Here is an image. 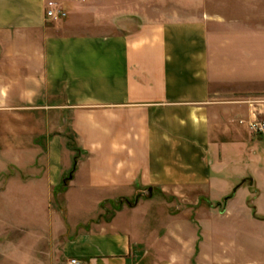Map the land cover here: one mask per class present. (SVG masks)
<instances>
[{
    "label": "crops",
    "instance_id": "1",
    "mask_svg": "<svg viewBox=\"0 0 264 264\" xmlns=\"http://www.w3.org/2000/svg\"><path fill=\"white\" fill-rule=\"evenodd\" d=\"M49 1L0 0V161L22 173L3 201L43 210L63 187L69 220L92 225L63 254L86 264H260L192 215L241 185L224 215L209 213L228 220L246 182L264 193V134L251 129L264 123V0L250 18L226 4L219 17L106 34L47 17ZM233 164L243 172L220 188Z\"/></svg>",
    "mask_w": 264,
    "mask_h": 264
},
{
    "label": "rangeland",
    "instance_id": "2",
    "mask_svg": "<svg viewBox=\"0 0 264 264\" xmlns=\"http://www.w3.org/2000/svg\"><path fill=\"white\" fill-rule=\"evenodd\" d=\"M50 2L58 4L67 14L63 21H59L60 24L71 22L79 31L91 30L99 34L119 29L133 31L144 24L196 20L204 18L207 13L219 17L220 8L226 4L231 5L233 17L236 4L245 8L241 11L243 17L249 12L250 18L252 10V0H50ZM241 25L244 23H239L238 27H242ZM221 90L232 92L234 89L227 86ZM257 122L262 123L263 119ZM5 132H9L10 135V130ZM4 148L0 145V150ZM72 148L75 150V147ZM230 167L232 168L223 173V180L218 183L220 188L227 186L236 173L243 172L238 164ZM20 174L22 173L12 162L0 161V264H69L71 259L63 254L65 244L92 225H74L69 220L63 187H59L53 193L51 205L46 209L29 210L26 205L24 209L11 208L12 197L8 195L7 200L3 201L7 196L4 191L8 181ZM23 177L24 181H27V176ZM248 185L249 182H246L245 190H242L234 201V207H230L227 212L228 220H221L209 214L211 212L217 216L224 215L221 211L224 206L217 207L215 202L210 205L219 211H209L206 206L209 199H202L200 204L193 206L195 215L192 216L195 217L197 226L199 225L197 220L205 217L203 227L206 231L224 227L226 233L221 249L230 252L243 251L250 256L248 260L264 264V193L259 195L254 189L247 193ZM231 195L232 192L226 194ZM163 200L168 203L176 202L166 197ZM219 202L224 203V198H220ZM134 205L136 200L129 203L107 201L99 207L96 216L107 220L114 217L123 207ZM202 206H206V212L201 210ZM177 208L174 206V212L182 210ZM49 217L51 224L45 230L34 224L35 221L49 222ZM237 219L243 220V224L236 223ZM197 230L201 231V228L198 226Z\"/></svg>",
    "mask_w": 264,
    "mask_h": 264
},
{
    "label": "built area",
    "instance_id": "3",
    "mask_svg": "<svg viewBox=\"0 0 264 264\" xmlns=\"http://www.w3.org/2000/svg\"><path fill=\"white\" fill-rule=\"evenodd\" d=\"M47 17L55 20H63L67 17V14L60 6H58V4L54 2H50L47 5ZM251 129L255 133L264 134V123H259V122L253 123L251 125ZM69 264H86V263L79 258H72L69 261Z\"/></svg>",
    "mask_w": 264,
    "mask_h": 264
},
{
    "label": "water",
    "instance_id": "4",
    "mask_svg": "<svg viewBox=\"0 0 264 264\" xmlns=\"http://www.w3.org/2000/svg\"><path fill=\"white\" fill-rule=\"evenodd\" d=\"M249 181H250L251 183L253 182L252 179H249ZM245 182H246V181H243V183H245ZM243 183H242V184H243ZM240 186H241V185H239L238 187H236V188L234 189V191H233V195L226 197V198L224 199V203H219L218 206L226 205V204L229 202V200H231V199L235 196V194L237 193V191H238V189L240 188ZM150 192H151V191H150ZM138 200H139V197H137L136 202H138Z\"/></svg>",
    "mask_w": 264,
    "mask_h": 264
}]
</instances>
